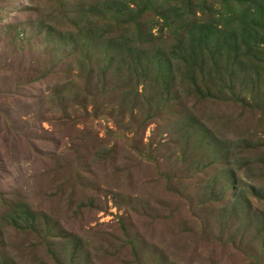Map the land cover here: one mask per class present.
<instances>
[{
    "label": "rangeland",
    "instance_id": "rangeland-1",
    "mask_svg": "<svg viewBox=\"0 0 264 264\" xmlns=\"http://www.w3.org/2000/svg\"><path fill=\"white\" fill-rule=\"evenodd\" d=\"M29 1L0 0V54L12 27L35 45L0 63V264H264V48L233 69L228 100L179 80L169 99L156 67L147 100L119 72L93 105L97 80L53 70L55 52L30 64L48 2L38 15Z\"/></svg>",
    "mask_w": 264,
    "mask_h": 264
},
{
    "label": "trees",
    "instance_id": "trees-1",
    "mask_svg": "<svg viewBox=\"0 0 264 264\" xmlns=\"http://www.w3.org/2000/svg\"><path fill=\"white\" fill-rule=\"evenodd\" d=\"M29 2L27 9L32 12L36 10L41 15L39 6L35 7V0ZM47 2V6H43L47 13L42 24L39 19L30 20V23L39 22L38 33L42 37V44L37 48L39 54L33 56L35 59L30 64L44 65L47 63L43 61L44 57L50 51L51 54L55 52L53 70L61 68L68 73L67 77L74 76L73 71H76L77 77L84 84L97 80L96 94L87 92L84 97L85 102L92 97L93 105L97 104V95H114L110 77L119 72L125 74L130 81L137 80L133 88L143 85L142 95L147 100L149 87L162 76V73L159 76L154 73L156 71L153 69L156 67L159 71L165 67L171 79L166 82L170 84L167 89L169 99L172 98L171 89L179 80L183 88H198L202 82L206 87L205 92L202 89L193 91L206 99L215 96L213 91L218 86L224 95L223 100H228L231 95L228 91L233 92V69L238 64L246 65L253 46L264 48V0ZM152 15L156 16V20H151L150 23ZM64 20L70 23V27L67 26L69 28L65 27ZM55 21L64 26H54L52 23ZM157 23L160 25L159 32L153 33L152 29ZM10 35L13 50L0 54V63L7 62L12 55L25 57L35 51L30 38H25L24 33L17 28L12 27ZM231 50L234 52L232 56L229 54ZM11 60L15 62V58ZM11 67L13 68V63ZM207 69L214 76L208 74ZM251 74L254 79V74L258 72ZM67 79L64 84H56L53 92L59 95L66 89L65 86L71 88L74 80ZM29 80L33 81L32 78ZM214 80L218 84H214ZM126 86L130 88L128 84ZM121 90L124 92V87ZM243 99L248 102L247 98ZM98 107L97 110L102 104ZM27 217L30 219L26 220L30 223L27 227H32L34 221L28 214ZM18 221L15 219V223Z\"/></svg>",
    "mask_w": 264,
    "mask_h": 264
}]
</instances>
